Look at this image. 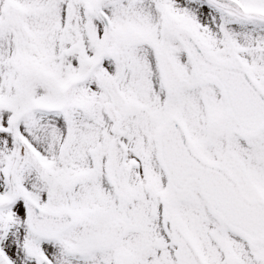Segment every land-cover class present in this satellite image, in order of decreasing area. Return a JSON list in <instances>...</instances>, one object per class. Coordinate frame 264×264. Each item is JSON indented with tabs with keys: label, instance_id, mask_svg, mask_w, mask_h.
<instances>
[{
	"label": "snow or ice",
	"instance_id": "1",
	"mask_svg": "<svg viewBox=\"0 0 264 264\" xmlns=\"http://www.w3.org/2000/svg\"><path fill=\"white\" fill-rule=\"evenodd\" d=\"M0 264H264V0H0Z\"/></svg>",
	"mask_w": 264,
	"mask_h": 264
}]
</instances>
